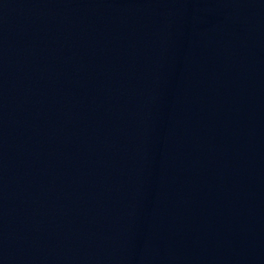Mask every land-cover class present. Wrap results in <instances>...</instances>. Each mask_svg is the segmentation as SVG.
<instances>
[{"label": "water", "instance_id": "95a60500", "mask_svg": "<svg viewBox=\"0 0 264 264\" xmlns=\"http://www.w3.org/2000/svg\"><path fill=\"white\" fill-rule=\"evenodd\" d=\"M0 264H264V0H0Z\"/></svg>", "mask_w": 264, "mask_h": 264}]
</instances>
